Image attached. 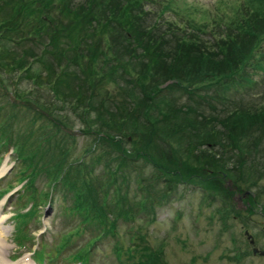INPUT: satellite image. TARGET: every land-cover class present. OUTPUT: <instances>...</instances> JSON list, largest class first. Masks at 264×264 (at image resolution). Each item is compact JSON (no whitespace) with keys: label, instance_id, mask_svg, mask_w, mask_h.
Returning a JSON list of instances; mask_svg holds the SVG:
<instances>
[{"label":"trees","instance_id":"16d2710c","mask_svg":"<svg viewBox=\"0 0 264 264\" xmlns=\"http://www.w3.org/2000/svg\"><path fill=\"white\" fill-rule=\"evenodd\" d=\"M209 6L187 0H0V86L14 96L13 112L0 113V154L13 149L17 181L7 182L0 197L21 184L16 198L29 203L15 214V241L24 245L28 219L57 196L70 202L65 208L77 218L49 260L41 249L33 253L37 262L50 264L72 235L88 232L87 242L69 256L74 263H89L96 242L109 240L116 264H167L162 243L150 244L141 226L128 225L125 243L117 227L120 220L134 221L148 203L166 202L177 185L199 186L207 199L224 192V204L216 208L223 220L264 210L258 201L264 166L255 163L264 158V104L242 101L225 114H206L174 98L158 99L173 88L195 100V90L247 79L264 43V0ZM24 80L35 85L21 90ZM45 84L51 100L40 99ZM15 106L34 112L24 131L15 124ZM70 111L81 132L92 134L76 159L58 136L75 143L67 129ZM139 159L142 171L150 168L147 175L138 170ZM40 175L48 186L43 192L35 185ZM132 180L142 194L136 202L128 200ZM246 190L245 209H236L233 195Z\"/></svg>","mask_w":264,"mask_h":264},{"label":"rangeland","instance_id":"374dc122","mask_svg":"<svg viewBox=\"0 0 264 264\" xmlns=\"http://www.w3.org/2000/svg\"><path fill=\"white\" fill-rule=\"evenodd\" d=\"M187 1L209 8L211 7L209 6L210 4L217 2V0ZM12 42L2 41L8 47L11 44L14 45ZM253 63L254 65L247 67V79H241L228 85L215 84L208 90H195L192 92V94H196L194 96L195 100L188 98L189 95L187 93L173 88L172 90L163 91L158 99L164 102L171 99L173 101L174 98L178 105L191 104V106H197L198 109H201L204 113L206 112V114H223V110L225 112L231 110L236 107L234 104L237 105L242 101L249 106H261L264 104V43L257 50ZM15 83L13 82L10 85L15 87ZM34 85L30 80H24L20 89L28 91ZM39 91L42 95L40 97L41 100L52 99L53 95L48 92L46 84ZM13 98L12 92L6 94L2 86H0V106H2L0 113L1 110L5 112L1 113L2 116L6 117L13 112L11 111L13 107L10 103ZM15 108L20 109L17 112V116L15 115L17 117L15 124L24 131L27 128L26 126L29 125L31 118H33L34 112L26 106H15ZM69 114L73 122L71 128L68 127L67 129L73 135L75 134V143L70 140L72 136L63 135L62 132L58 136L62 137L63 143H68L71 146L72 154L70 157L76 159L83 153L84 148L88 147V141L92 138L90 137L92 134H83L80 130L82 124L77 119L78 117L74 118L75 114L71 111ZM40 123L41 121L37 120L33 125L39 126ZM124 144L129 145L126 142ZM7 157H9L10 161L8 165L4 166L3 162L6 161L5 158ZM255 159L256 165L259 163L257 167L262 168L264 166V158L257 157ZM13 161L10 159L9 152L0 156V170H2L3 166L5 167L4 174L0 175V178L3 177L0 180V190L7 186V182L17 183L13 173L15 169L11 168ZM137 162L138 170L142 171V159ZM149 169V167L145 168V172L149 173ZM142 172L147 175L144 171ZM43 178L40 175V178L35 181V185L40 192L45 191L48 187L43 182ZM20 185L18 184L5 196L0 197V202L2 200L4 202L0 206V230L5 234L4 238H0V244L4 249L0 251V264H22L25 261L27 264H38L34 259L33 253L39 249L45 252L49 260V257L55 254V249L57 244L60 243L62 235L67 233L70 226L77 221V218L74 217L72 219L69 217L68 210L65 208L70 202L62 200L59 196L55 197V201L52 203L50 201L40 203L37 209L38 212L28 219V224L23 228L27 237L23 238L22 243L24 245L21 246L15 241V214L26 210L29 207V203L26 198H16V190L19 189ZM129 185L131 187L128 188V200L136 202L137 199L142 197V194L138 195L139 190L135 191V186H137L135 181L132 180ZM246 191V194L250 192ZM172 193L174 195L169 196L168 199L171 198L169 200L166 199L167 201L165 200L166 202L164 203L155 201L148 203L145 209L135 214L136 219L134 221L125 223L120 220L117 231L121 238L124 239V243L127 241L128 225L136 228L141 226L143 228L141 231L147 234L150 244L156 246L162 243L167 264H264V255L253 254L252 246L249 244L244 232L247 229L256 243L255 246L259 250L264 249V210L258 211V209H254V213L248 218L245 217V214L235 216L231 213L223 220L221 213L216 212V208L224 204L222 200V197L226 196L224 192L216 191L217 196L214 197L215 199L212 197L207 199L203 197L204 193L199 186L182 184L177 185V188ZM246 194L240 202L236 199L233 200V205L236 209H245L248 203L245 200ZM228 201L231 200L228 199ZM258 201L264 204V193L258 198ZM260 202H257L258 206H261ZM89 236L90 233L88 232L72 235L69 243L61 249V254L49 263L78 264L70 260L69 256L83 246ZM91 251L89 263L87 264H116L118 262L114 254L112 241L103 240L96 242ZM45 260L47 259L45 258Z\"/></svg>","mask_w":264,"mask_h":264},{"label":"water","instance_id":"95a60500","mask_svg":"<svg viewBox=\"0 0 264 264\" xmlns=\"http://www.w3.org/2000/svg\"><path fill=\"white\" fill-rule=\"evenodd\" d=\"M223 175H224V174H223ZM231 182H232V181L227 180V183H226V185L228 186V188H229L230 191L236 189V187L233 186ZM235 199H236L237 201L240 202V201H241V196H240V195H237V196L235 197ZM245 233H246V236H247V238H248V240H249V243L252 244V252H253V254L259 253V254L264 255V250H259V249L255 246L256 243L254 242V239L251 237V234L248 233L247 230L245 231Z\"/></svg>","mask_w":264,"mask_h":264},{"label":"bare ground","instance_id":"6f19581e","mask_svg":"<svg viewBox=\"0 0 264 264\" xmlns=\"http://www.w3.org/2000/svg\"><path fill=\"white\" fill-rule=\"evenodd\" d=\"M4 170H5V168H4V166H3V167H2V170H0V175H2V174L5 172ZM3 203H4V202H3V200H2V201L0 202V206H1ZM1 237H3V238L5 237V234H4V232H3L2 230H0V238H1ZM0 243H1V242H0ZM2 249H3V246L0 244V251H1ZM3 250H4V249H3ZM2 259H3V258H2ZM2 259H1V260H2ZM2 261H3V260H2ZM2 261H1V262H2ZM22 261H24V260H22ZM25 262H26V261H25ZM25 262H24V263L22 262V264H27V263H25ZM7 264H8V263H7ZM17 264H18V263H17Z\"/></svg>","mask_w":264,"mask_h":264}]
</instances>
